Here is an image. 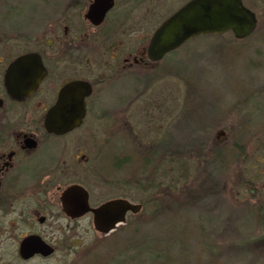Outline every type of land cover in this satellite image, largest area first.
<instances>
[{
    "label": "rangeland",
    "instance_id": "rangeland-1",
    "mask_svg": "<svg viewBox=\"0 0 264 264\" xmlns=\"http://www.w3.org/2000/svg\"><path fill=\"white\" fill-rule=\"evenodd\" d=\"M182 1L163 0L162 18ZM243 3L258 16L257 36H198L155 77L96 84L76 130L98 156L97 176L82 172L90 202L124 197L141 210L106 237L88 218L71 223L81 238L64 229L57 240L69 249L34 264L77 262L73 243L104 264L128 247L125 260L138 264H264V0ZM158 139L165 150L155 158ZM170 143L185 155L170 159Z\"/></svg>",
    "mask_w": 264,
    "mask_h": 264
},
{
    "label": "flooded vegetation",
    "instance_id": "flooded-vegetation-1",
    "mask_svg": "<svg viewBox=\"0 0 264 264\" xmlns=\"http://www.w3.org/2000/svg\"><path fill=\"white\" fill-rule=\"evenodd\" d=\"M187 1L162 18L163 0H0V264H34L54 257L58 250L67 251L64 236L62 242L57 240L66 229L69 241L81 238L70 224L92 221L93 214L90 210L68 214L61 200L67 188H83L89 208L117 198L91 204L82 172L97 176L98 156L94 148L82 149L76 130L87 120L96 84L105 81L114 87L125 75L144 72L155 77L164 70L162 61L182 45L156 60L149 58L147 47L159 25ZM254 13L256 25L249 35L241 39L232 31L221 35L230 33L239 41L257 36L259 19ZM76 80L91 86L81 124L60 134L47 131V111L61 88ZM77 201L80 195L75 196ZM135 214L126 213L124 221L107 233L93 229L111 236ZM57 221L64 222L59 229L45 227ZM71 246L80 248L77 262L65 264H104L88 246ZM121 251L117 255L109 251L105 264L139 263L125 260L129 247Z\"/></svg>",
    "mask_w": 264,
    "mask_h": 264
},
{
    "label": "water",
    "instance_id": "water-1",
    "mask_svg": "<svg viewBox=\"0 0 264 264\" xmlns=\"http://www.w3.org/2000/svg\"><path fill=\"white\" fill-rule=\"evenodd\" d=\"M255 25V13L245 7L242 0H189L154 31L147 54L150 59H160L165 53L205 34L232 31L236 38H244L253 31ZM90 92L91 86L85 81L76 80L64 85L56 103L47 111L46 130L60 134L79 126L85 114L84 99ZM78 195L81 201L75 202V196ZM61 200L65 211L70 215L90 210L94 228L102 233L111 231L124 221L127 212L137 213L141 210L140 204L124 198H113L96 208H89L87 192L74 186L63 192Z\"/></svg>",
    "mask_w": 264,
    "mask_h": 264
},
{
    "label": "trees",
    "instance_id": "trees-1",
    "mask_svg": "<svg viewBox=\"0 0 264 264\" xmlns=\"http://www.w3.org/2000/svg\"><path fill=\"white\" fill-rule=\"evenodd\" d=\"M156 142H157V145L154 147V148H156L154 155L152 153L153 157H155V158L158 154L161 153V150H165V149H161L162 146H165V143L163 142V140L158 139ZM167 154H169L170 159H175L177 157V155L178 156H184L185 155L182 147H180V146L178 148H177V146L172 147L171 143L169 144V146H167Z\"/></svg>",
    "mask_w": 264,
    "mask_h": 264
}]
</instances>
